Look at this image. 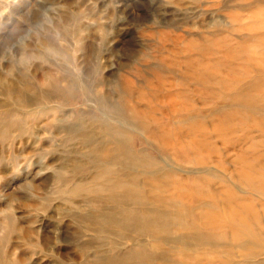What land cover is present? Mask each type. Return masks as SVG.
Returning <instances> with one entry per match:
<instances>
[{"label":"rangeland","instance_id":"obj_1","mask_svg":"<svg viewBox=\"0 0 264 264\" xmlns=\"http://www.w3.org/2000/svg\"><path fill=\"white\" fill-rule=\"evenodd\" d=\"M153 71L166 81V92L178 91L180 98L198 93L199 134L206 132L220 152L209 159L214 184L228 183L234 203L264 212V0H0V113L16 110L9 119L24 125L0 137V264L137 263L135 252L151 238L109 227L102 216L142 191L116 187L109 171L127 176L146 170L138 155L145 149L151 159L173 160L159 156L134 124L128 130L110 122L139 137L140 151L131 157L136 165L100 159L91 144L107 139L95 128L103 113L99 99H117L115 85L125 77L142 84ZM51 77L80 84L72 97L46 103ZM29 81L35 89L17 101V90ZM132 95L125 97L130 105L137 103ZM85 117L86 127L66 130L67 120ZM91 128L90 139L77 134ZM163 165L159 170L170 168ZM241 170L257 179L240 178ZM246 219V230L261 228ZM192 249L186 254L205 264L222 260ZM157 256L154 264L161 262ZM233 259L246 264L237 254Z\"/></svg>","mask_w":264,"mask_h":264},{"label":"bare ground","instance_id":"obj_2","mask_svg":"<svg viewBox=\"0 0 264 264\" xmlns=\"http://www.w3.org/2000/svg\"><path fill=\"white\" fill-rule=\"evenodd\" d=\"M57 80L53 77L49 80L47 87L50 88V91L44 95L46 103L72 97L73 91L80 84L78 78H73L66 85ZM142 81V84H138L133 79L125 77L121 84L115 85L117 91L120 92L117 99L112 97L109 100L99 99V107L103 113L99 125H96L95 128L107 139L105 142L94 139L97 142L91 144L93 146L91 153H97L98 158L124 167L129 163L136 165L137 163H134L131 157L140 151L135 148L139 137H132L131 133L116 126L123 122L127 127L134 124L146 141L152 145L153 150L159 153V156L162 157L166 153L165 156L171 157L173 161L168 163L165 157H162L163 162L155 158L151 159L153 156L148 155L150 150L145 149V155L138 154L142 157L139 166L146 168V170L141 169L140 175L125 176L122 170L109 171L116 175L113 185L138 189L142 191V197L135 196L132 201L123 202L122 209L108 211L102 216L103 219L109 227H117L126 234L151 238L148 247L142 246L135 252L136 255H139L136 264H147V260L154 264L158 259L156 258L158 257L157 253L161 260L158 262L159 264H205L203 257H196L190 253L187 255L186 253L190 252L189 248H194L192 250L195 252L207 250L211 254L220 256L222 260L214 261L216 264H238L233 259L236 254L241 257L243 263L264 264V212H252L249 204L234 203L231 197V186L228 183L214 184L212 176H215V173L211 171L210 165L213 163L210 164V160L215 153L220 152L210 146L206 132L202 135L199 134V129L204 127L201 125L202 121L199 120L200 114L196 104L198 93L195 96H183V92V98H180L178 91L175 93L166 92V81L157 71L152 72L151 79L143 77ZM190 81L197 85L200 79L193 74ZM5 89L11 93L10 85ZM33 89L35 86L30 81L26 82L24 87L17 90V101L25 98L22 97L25 90ZM132 94L136 96L137 103L130 105L125 97L131 98ZM141 104L144 106L146 104L147 108H142ZM253 111L250 109V112ZM158 112L162 114L160 117L156 115ZM14 113L16 110L0 113L1 138L11 136L12 128L17 125L23 128L24 125L21 123L19 125V122L9 119L12 115L8 114ZM42 113L45 112L42 111ZM43 114L39 113V118L43 117ZM254 115L256 114L254 113ZM112 118H117V121ZM23 121L26 120L23 119ZM85 122L86 117L85 120L80 119L72 122L67 120L65 125L68 128L66 130L72 132L73 128L86 127ZM262 122L264 124V119H261L260 123L262 124ZM206 124L208 125V122ZM95 128H91L87 132L78 129L77 134L86 135V138L90 139V135L94 136L95 131L92 129ZM109 134L113 136L112 143L109 142ZM212 147L213 149H211ZM220 162L219 160L218 163ZM165 163L166 167L170 166V168L167 170L162 167L159 170V164L162 166ZM184 164L191 165V168L187 171L184 170ZM174 168L183 173L187 172L188 175L183 177L184 175L175 171ZM239 175L240 178L257 179L256 174L251 171L241 170ZM263 175L259 176L262 180H264ZM142 179H144L143 182ZM128 191L132 193L129 198L132 199L134 192ZM247 217L258 221L261 228L246 230L245 228L248 227V223L245 221ZM226 238L230 242L222 244L221 241ZM230 247L234 249H230Z\"/></svg>","mask_w":264,"mask_h":264}]
</instances>
